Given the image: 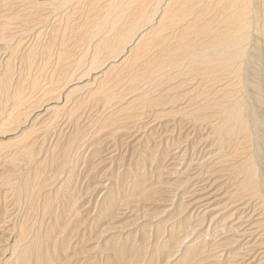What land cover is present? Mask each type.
I'll use <instances>...</instances> for the list:
<instances>
[{
    "label": "bare ground",
    "instance_id": "1",
    "mask_svg": "<svg viewBox=\"0 0 264 264\" xmlns=\"http://www.w3.org/2000/svg\"><path fill=\"white\" fill-rule=\"evenodd\" d=\"M70 1L0 0V167H8L0 172V264L60 262L52 257L66 252L61 249L65 242L69 249V239L55 238L59 244L53 248L54 255L44 251L51 250L56 228L74 225L79 202L70 201L66 190L74 169L86 166L85 146L106 129L109 136L97 144L110 145L99 152L91 148L94 144L88 149L90 157L105 153L97 164L121 150V136L127 145L142 142L138 148L143 154L123 174L110 162L91 193L86 188L91 196H100L89 231L101 234L106 223L111 226L133 214L141 224L148 215L137 214L130 202L143 200V206L162 205L158 217L149 220V233L156 228L155 237L164 235L148 252L147 264H153L156 255H164L163 264H264V0H129L135 4L107 0L100 14L83 15L85 22L76 26L82 32L73 43L74 56L63 52L59 24L42 28L53 13L66 12ZM14 5L17 14H7ZM58 39L59 49L48 73L38 69L36 76H13L16 50L23 49L18 62L27 64L39 48L48 55L47 64L51 40ZM177 118L191 130L173 138L166 131H174L168 122ZM114 123L121 127L112 128ZM164 125L168 128L162 131L166 135L159 156L148 143ZM50 134L55 139L66 134L61 146L45 144ZM175 138L190 144L170 149ZM36 146L45 147L47 155L32 158ZM173 151L174 158H169L173 170L165 171L169 179L163 182L157 175L146 183L148 174L140 168L147 162L166 163ZM124 176L129 184L121 191ZM40 188L49 204L46 207L50 209V202L58 199L60 210H51L42 232L39 228L31 234L15 218L20 201ZM160 194L167 195V200ZM86 198L91 204L92 198ZM66 210L74 211L62 223ZM110 247L96 249L106 262L113 257L124 259L125 249L118 243Z\"/></svg>",
    "mask_w": 264,
    "mask_h": 264
},
{
    "label": "rangeland",
    "instance_id": "2",
    "mask_svg": "<svg viewBox=\"0 0 264 264\" xmlns=\"http://www.w3.org/2000/svg\"><path fill=\"white\" fill-rule=\"evenodd\" d=\"M107 0H83V1H80V2H76V0H71L70 1V7L67 6L65 8V11H60V13L62 14H59L63 17H61V19L58 21L59 19V15L58 14H55L53 13L52 16L49 17V19L45 22V25L42 26V28H45L44 29H47L48 28H51L52 25L53 27H58L57 25L59 24V26L61 27L60 28V33H59V39L63 36V52L67 55H69L70 53V56H74L76 55L77 53V50L74 49V42L77 40L76 38H79V34L81 35V28H77L76 26H79V23H83L85 22V19H84V16L83 15H86V17H89V18H92V17H95L97 16L98 14V11L101 12L102 8H100L101 6H103L104 4H108V1L106 2ZM120 4H135L133 1L129 2V0H120ZM39 3H43V1H38ZM78 4V5H77ZM89 4L90 7H93L94 5L95 6H99L98 9L96 10L94 7L93 8H90L89 7ZM98 4V5H97ZM70 9H69V8ZM74 7V8H73ZM10 12H7L8 13H12L14 15L17 14L18 12V8L14 6H10ZM74 9H77L76 11ZM12 10V11H11ZM15 10V11H14ZM74 10V11H73ZM101 10V11H100ZM47 11V10H46ZM72 12V14H71ZM77 12V13H76ZM48 13V11L46 12V14ZM65 13V14H64ZM74 13V14H73ZM69 14V15H68ZM88 14V15H87ZM49 15V14H48ZM47 15V16H48ZM67 15V17L65 16ZM72 16V17H71ZM75 16V18H74ZM80 16V17H79ZM56 17V18H55ZM85 17V18H86ZM58 18V19H57ZM63 18V19H62ZM55 19H57V21H55ZM60 22V23H59ZM48 23V24H47ZM48 25V26H47ZM72 25L74 27H72ZM50 26V27H49ZM67 28V29H66ZM52 29V28H51ZM48 39H50V36L48 37ZM51 40V49L50 51L52 52V55H50V59H49V63L47 62L44 63L45 61V58H48V55L46 56L45 52H43L41 49H37V53L35 55H33L30 59H32L31 61L27 62V65L26 62H24L23 64H20L18 62V60L22 57V54L21 52L23 51V49L21 50H16L17 52L19 53H14V57H16V63L13 64V68L12 70L14 69V73L12 72L13 76L16 78L17 76H20L21 79H25V76L27 77V74L28 73L29 75L31 76H36L37 74V70L41 69L42 72H47L50 67L54 64V60H55V52L57 53V49L58 46L57 44L55 45V43H57L58 41H61V40ZM30 39L29 40H26V42L30 43ZM54 43V44H53ZM66 43V44H65ZM66 46H65V45ZM55 46V47H54ZM71 50V51H68V50ZM74 50V51H73ZM3 51V50H2ZM2 51H0V57L2 54ZM73 51V52H72ZM72 52V53H71ZM76 52V53H75ZM53 53H54V56H53ZM75 53V54H74ZM17 54V55H16ZM74 54V55H73ZM20 56V57H19ZM3 57V56H2ZM1 60V59H0ZM31 62V63H30ZM43 64V65H42ZM51 64V65H49ZM21 65V66H20ZM24 65V66H23ZM28 68H27V66ZM31 65V67H30ZM33 65V66H32ZM41 66V68H40ZM45 68V69H44ZM28 70V71H27ZM30 71V72H29ZM16 72V74H15ZM49 72V71H48ZM47 72V73H48ZM23 76V77H22ZM28 92V91H27ZM170 124H172L173 126V129L174 131H172V128L169 129V131H166L167 134H170L173 138L176 137V136H182V135H186L188 133H190V125L181 121L179 118H177L176 120L174 121H171V122H168ZM117 127H121V125H118V124H115L114 123V126L112 128H117ZM162 128H158L159 131L157 132L158 135H155L150 138V142L148 143V146L150 147V149H152V152L156 153V154H159L163 151V147L162 145H160L161 141L164 139V136L166 135V133L162 132L164 131V129L168 128H163L165 127L164 126H161ZM143 130V129H142ZM141 132V131H140ZM139 132V133H140ZM66 133V132H64ZM162 133V135L160 134ZM164 133V134H163ZM143 134V133H141ZM51 136H53V138H50L51 136H49V139L48 141L45 143L48 147L53 144V145H60L63 143V138L66 136V134H60L58 137H56L57 139H55V135L54 134H50ZM63 135V136H62ZM160 135V136H159ZM109 136V131L106 129V130H103L98 137L94 138L92 140V142L87 143V145L85 146L84 148V152H83V155L86 154V159L84 160V163L86 162V166H84L83 169H80L79 171V168L78 169H74V178L72 179L71 181V184H70V187L66 190L67 192V196L68 198L70 199V201H73V202H79V203H75L76 207L78 208L76 210V212H79L77 214V216L74 218L72 217V219L74 218L73 220V224L74 225H70V226H65L66 224H63L62 226H60V228H56L54 230V236H53V240L52 242L50 241L49 242V246L51 248V250L48 248L45 249L44 252H50V254H56L54 253L55 251L53 250L54 246L58 245L59 241L58 239H55L57 237H61V236H64V238L66 239H69L70 241V247H68L69 249L67 250L66 247V242L63 244V247H61L59 245V247H61V249H64L66 250L65 253L63 252H59L58 253V256L59 257H52L53 259L54 258H58V260L60 262H55L56 264H125V262H127V260H129V263L130 264H147L148 263V258H149V253L148 252H152V248L156 245L157 241H158V244H160V241L164 238L162 235V232L159 231L158 229V235L161 234V237H155L154 235V229H151V232L149 233V230H150V221L155 219L156 217H158V212L160 211V208L162 207V205H156V206H153L154 204H146L145 206L141 205L142 202H144L143 200H132L130 202V206L133 207L136 211H138L137 214H143V213H147V220L146 221H143L141 224L138 223V220L137 218L134 217V214L129 216L127 215L124 219H120L118 220L117 222H113L112 225L110 226V224L107 225L105 224L104 226L101 227V229H103L104 231L100 234V232L98 230H94L92 231V229L89 231L88 230V226L90 224V220L93 218L92 215L95 214V212H97V209L95 211H93V207H96V205L98 206V201H99V193L98 194H93V196H91V191L90 189H92V187L95 185V183H97V181H99L98 179H100L99 177H101V174H103V172L108 169L110 167V162H114V165H113V168L116 172H119L120 174H123V173H126V171L124 170L125 168H128V165L133 161H136V156L141 153V150L142 148H138V147H142L143 146V143L139 142V144L136 145V140L133 141V142H130L128 145H127V141L125 139V137L123 138L122 136L120 137V140L121 142H119L121 144V150L116 153L114 156H112L111 159H109L108 161H105V162H102L100 164H97L98 160L102 159L103 156H104V152H100L98 156L94 155L92 157H90V155H92V152L91 154L88 153V149L90 148L91 145V148H93V151H101L102 148H106L107 146L110 145V142H108L109 145H104V144H97L99 143L101 140L103 139H106L107 137ZM159 136V137H158ZM201 136V134H198L197 137ZM155 137V138H153ZM51 139V141H50ZM55 139V140H54ZM124 139V140H122ZM2 141V139H0ZM54 141V142H53ZM56 141V143H55ZM181 141H184V140H180ZM50 142V144H49ZM179 142V140L177 138L173 139L171 144H170V149L171 148H175V147H182L183 146V149L186 148L184 146V144H190V141L189 142H185L183 144H181ZM49 144V145H48ZM91 144V145H90ZM124 144V146H123ZM56 145V146H57ZM103 145L105 147H103ZM127 145V146H126ZM156 145V146H155ZM37 146H40V144L38 143ZM33 147V156L32 158H36V157H42V155H47V154H44L45 152V147ZM137 146V147H136ZM99 147V148H98ZM158 147V148H156ZM101 148V149H100ZM156 148V149H155ZM59 149V148H58ZM86 149V150H85ZM123 151V152H122ZM124 151H126V153L124 154ZM75 151H72L71 154L73 156ZM173 152H170L168 153V157H167V162L162 165H159L157 166V164L155 163H152L150 164V162H147L146 163V166L143 165V163H140V165L144 166V167H141L140 170L141 171H146L148 175L145 174V180L146 179H149L147 180L146 183H149L150 181H154L156 180V176L157 175H160L161 178L160 180H162L163 182H166L168 179H169V176L166 175L165 171H171L173 170L172 169V163L174 162H171V160H169L170 157L174 158L173 156H171ZM78 154V153H77ZM118 154V155H117ZM124 154V156H123ZM143 154V153H141ZM123 156V157H122ZM145 156V154L143 155ZM158 156V157H159ZM44 157V156H43ZM100 157V158H99ZM122 157V159H121ZM31 159V157H30ZM32 160V159H31ZM41 161V160H40ZM174 161V160H173ZM82 164V162L80 161L78 163V166L80 167ZM151 165V166H150ZM3 169L0 170V172H2L3 170L5 169H8V167L6 166H2ZM0 167V169L2 168ZM5 167V168H4ZM154 167H156V171L157 173L155 174V170H154ZM42 168V169H41ZM40 170H39V178H41L40 181H42V179H45V176L43 175V173L41 171H44L43 167H41ZM143 168V169H142ZM162 172H159L160 169H162ZM149 169V170H148ZM153 169V170H152ZM78 170V172H77ZM151 170V171H150ZM154 171V172H152ZM46 172V170H45ZM77 172V173H76ZM115 172V173H116ZM145 172V173H146ZM159 172V173H158ZM161 173L163 175H161ZM73 174V173H72ZM78 174V176H77ZM87 177V178H85ZM166 177V178H165ZM124 178V182L122 183V189H120L121 191H125L126 189V186H128L129 184V179L126 178V176L123 177ZM76 181H75V180ZM92 179V180H91ZM121 181V180H120ZM75 182V183H74ZM152 183V182H151ZM126 184V185H125ZM120 185V184H119ZM89 187V190L88 192L90 191V193L88 194L86 192V188ZM190 189V188H189ZM188 189V190H189ZM42 190H44L43 188H40V189H37L36 190V194H34V196H32L31 198L26 196V200L24 198V200H21L20 203L21 205H19L20 209L18 210V215L16 216L15 218V221H17L18 223H23L25 225V227L28 229V231L32 234L34 232H36V230L38 231L39 228L41 229L40 231L42 232V230L44 229V223L47 224V221H50L48 220V216H51V210H56V211H59L60 210V201L57 199H53L51 202H50V209H48L47 207H49L47 204H45V201L44 199L42 198V193H44ZM38 191V192H37ZM1 192V190H0ZM72 193V194H71ZM88 195V196H87ZM95 196V197H94ZM161 196V194H160ZM159 196V197H160ZM72 197V198H71ZM86 197H91L92 198V202L91 204H88L87 205V198ZM94 197V198H93ZM162 199L163 200H167V195H164L162 194ZM42 198V199H41ZM69 199L67 201H69ZM158 199V197H157ZM86 205H85V204ZM146 203V202H144ZM78 204V205H77ZM95 204V205H94ZM47 206V207H46ZM80 206V207H79ZM70 208V205L68 206ZM144 207V211L143 212H140V209ZM22 208V209H21ZM58 208V209H56ZM67 208V209H69ZM4 209V208H3ZM24 209V210H23ZM45 209H46V212H45ZM6 210H8L6 208ZM23 211V212H22ZM50 211V212H49ZM74 210H66L65 211V215L63 216V219H62V223H66V221L69 219V216L73 213ZM94 212V213H93ZM68 213V214H67ZM154 213V215H153ZM1 214L3 215V213L1 212ZM21 214V215H20ZM44 214V215H43ZM135 214V215H137ZM157 214V215H156ZM152 215V216H150ZM66 216V217H65ZM92 216V217H91ZM19 217V218H17ZM116 219V218H114ZM151 219V220H150ZM161 219V218H160ZM104 219H101V221H103ZM150 220V221H149ZM44 221V222H43ZM113 221H116V220H113ZM141 221V220H140ZM36 222V223H35ZM111 222V221H110ZM109 223V222H108ZM42 225V226H41ZM163 225V221L162 223H160V225H158L159 227ZM28 226V227H27ZM48 225H46L47 227ZM65 226V227H64ZM109 226V227H108ZM157 227V226H156ZM34 228V229H33ZM43 228V229H42ZM106 228L108 230V232L106 231ZM140 228V229H139ZM60 229V230H59ZM62 229H66L64 232L62 231ZM118 229V230H117ZM57 230V231H56ZM59 230V231H58ZM110 230V231H109ZM136 230H139L136 231ZM145 230V231H144ZM161 230V228H160ZM86 231V232H85ZM88 231V232H87ZM141 231V232H140ZM142 231L144 232V236L140 237L141 236V233ZM59 232V233H57ZM87 233L85 236H84V239L82 240L81 239V234L82 233ZM90 232V234H89ZM124 232V233H123ZM137 232V234H136ZM161 232V233H160ZM56 233V234H55ZM61 233V234H60ZM160 233V234H159ZM90 235V236H89ZM121 235V236H120ZM126 235V236H125ZM136 235V240L133 242L132 239H134V236ZM87 236V237H86ZM107 236V237H106ZM93 237V238H92ZM104 237V238H103ZM124 237V238H123ZM163 237V238H162ZM91 239L90 241L88 239ZM98 239V241H97ZM106 239V240H104ZM124 239V240H123ZM160 239V240H159ZM58 242H57V241ZM82 240V241H81ZM95 240V241H94ZM123 240V242H122ZM54 241V242H53ZM60 241H62V239H60ZM81 241V242H80ZM85 241V242H84ZM89 241V242H88ZM142 241V242H141ZM56 242V243H55ZM92 242V244L90 243ZM95 242V243H94ZM97 242V243H96ZM104 244H103V243ZM114 242V243H113ZM141 242V244L139 243ZM115 243H118V245L120 246V248H123L125 249L124 250V254L122 256V258L124 259H116L115 257H113L112 259L108 260V262H106L105 258L103 255H101L99 249H96L98 247H103L107 244V245H111V247H113L115 245ZM126 245H125V244ZM134 243V244H133ZM97 244V245H96ZM99 244V245H98ZM100 244L102 246H100ZM113 244V245H112ZM72 245V246H71ZM76 247L74 248L73 250V246ZM137 245V246H136ZM139 245V247H138ZM141 245L144 247H146V250H140L139 248L141 247ZM94 246V247H93ZM96 246V247H95ZM125 246V247H124ZM110 247V248H111ZM132 247V248H131ZM92 248V249H91ZM92 251L89 252L90 250ZM81 250V251H80ZM95 250V252H94ZM98 252H97V251ZM101 250V249H100ZM135 250V251H134ZM136 250H139L140 252L136 251ZM53 251V252H52ZM127 251V253H126ZM138 252V253H137ZM85 253V254H84ZM89 253V254H88ZM60 254V255H59ZM69 254V255H68ZM93 254V255H92ZM96 254V255H95ZM79 255V256H78ZM87 255H89L87 257ZM125 255V256H124ZM127 255V256H126ZM74 256V257H73ZM164 255H156L153 260H152V263L153 264H163L164 261H165V257L162 258ZM67 257V258H66ZM71 257V258H70ZM87 259H86V258ZM95 257V259H94ZM160 257V258H159ZM71 261H70V259ZM85 258V259H84ZM90 258V259H89ZM92 258V259H91ZM159 258V259H157ZM103 259V260H102ZM226 259V257L224 258V260ZM120 262H119V261ZM162 260V261H161ZM63 261V262H62ZM70 261V262H69ZM89 261V262H87ZM118 261V262H117ZM124 261V262H123ZM208 261V260H207ZM217 264H222V263H217Z\"/></svg>",
    "mask_w": 264,
    "mask_h": 264
}]
</instances>
